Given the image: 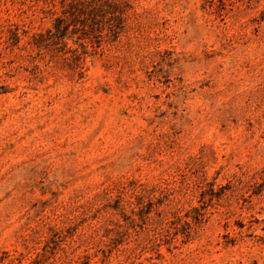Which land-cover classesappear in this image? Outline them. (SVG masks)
<instances>
[{
	"label": "rangeland",
	"instance_id": "374dc122",
	"mask_svg": "<svg viewBox=\"0 0 264 264\" xmlns=\"http://www.w3.org/2000/svg\"><path fill=\"white\" fill-rule=\"evenodd\" d=\"M52 3L0 0V264H264V0Z\"/></svg>",
	"mask_w": 264,
	"mask_h": 264
},
{
	"label": "trees",
	"instance_id": "16d2710c",
	"mask_svg": "<svg viewBox=\"0 0 264 264\" xmlns=\"http://www.w3.org/2000/svg\"><path fill=\"white\" fill-rule=\"evenodd\" d=\"M67 1H69V0H64L65 3H66ZM51 2H53L52 5L54 6V8H56L55 0H51ZM65 3L61 4V5H62V8L65 7V6H64ZM62 13H63V15H64V10H62ZM91 18H94L93 15L91 16ZM56 22H57V24H56V26H55L56 30H57L58 32L64 31V23H63V22H64V19H63L62 17H58V18L56 19ZM66 30H68V28H67Z\"/></svg>",
	"mask_w": 264,
	"mask_h": 264
}]
</instances>
